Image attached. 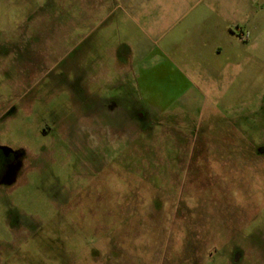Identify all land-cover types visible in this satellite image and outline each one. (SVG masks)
Returning <instances> with one entry per match:
<instances>
[{
  "label": "rangeland",
  "instance_id": "obj_1",
  "mask_svg": "<svg viewBox=\"0 0 264 264\" xmlns=\"http://www.w3.org/2000/svg\"><path fill=\"white\" fill-rule=\"evenodd\" d=\"M0 147V264H264V0H0Z\"/></svg>",
  "mask_w": 264,
  "mask_h": 264
},
{
  "label": "flooded vegetation",
  "instance_id": "obj_2",
  "mask_svg": "<svg viewBox=\"0 0 264 264\" xmlns=\"http://www.w3.org/2000/svg\"><path fill=\"white\" fill-rule=\"evenodd\" d=\"M14 160L15 155L11 151L5 154L0 149V184L4 183L5 180L9 179L11 175V170L14 165Z\"/></svg>",
  "mask_w": 264,
  "mask_h": 264
},
{
  "label": "water",
  "instance_id": "obj_3",
  "mask_svg": "<svg viewBox=\"0 0 264 264\" xmlns=\"http://www.w3.org/2000/svg\"><path fill=\"white\" fill-rule=\"evenodd\" d=\"M0 149L6 154L8 153L10 150L5 148V147H0Z\"/></svg>",
  "mask_w": 264,
  "mask_h": 264
}]
</instances>
